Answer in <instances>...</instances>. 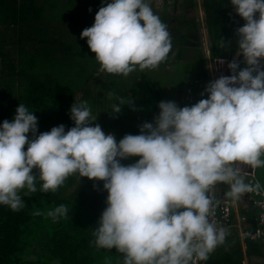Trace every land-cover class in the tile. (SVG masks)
<instances>
[{"label":"clouds","instance_id":"9594fccd","mask_svg":"<svg viewBox=\"0 0 264 264\" xmlns=\"http://www.w3.org/2000/svg\"><path fill=\"white\" fill-rule=\"evenodd\" d=\"M229 2L245 21L227 63L232 74L210 81L201 94L207 98L190 106L161 101L158 115L140 125L139 134L117 141L93 123L97 117L87 101L71 105L74 126L67 131L61 124L37 134V116L19 103L12 119L0 123V205L23 208L21 190L36 193L37 180L43 193L55 192L74 174L102 181L106 206L90 241L97 249L115 248L123 264L206 261L227 234L211 222L210 188L227 183V195L236 200L262 187L246 184L238 165L264 167V0ZM101 4L92 26L80 33L100 71L127 77L167 59L170 34L149 0ZM118 99L113 114L126 103ZM130 157L139 159L121 163ZM67 214L59 205L47 216L56 222Z\"/></svg>","mask_w":264,"mask_h":264},{"label":"trees","instance_id":"16d2710c","mask_svg":"<svg viewBox=\"0 0 264 264\" xmlns=\"http://www.w3.org/2000/svg\"><path fill=\"white\" fill-rule=\"evenodd\" d=\"M15 1V11L9 14L8 7L10 0H0V25L5 23L6 19H11L12 23L17 22L18 17L15 15L22 7L24 15L21 16L22 20H33L34 22L40 20L43 17V7L38 6L37 0H24L25 3L18 8L17 0ZM178 0H176L177 2ZM17 4V5H16ZM183 12L177 18V25L174 27H168L170 22L166 10L160 16L161 21L167 26V30L170 34L172 41V48L168 54L166 60L162 61L160 65L165 67L168 63L174 64L175 76L173 78L172 88L173 92L169 93V101L178 103L180 107L190 106L194 103H188L183 100V95L186 91L188 81L192 78L194 80H202L205 83V87L208 84V72L204 67L205 59L203 53L198 49H194L192 58L187 59L185 57V50L191 46L193 42V34L199 33V25L197 24V17L195 16L194 8L195 4L193 0H182ZM203 5L206 13V24L209 32V38L211 43V52L213 55L214 63L217 69V78L221 75H231V71L227 68V63L230 62L234 53L238 48L236 43L237 35L236 29L240 27L241 18L236 15L233 6H231L229 0H203ZM186 11H191L187 13ZM13 17L15 19H13ZM9 21V20H7ZM21 31V30H20ZM22 38V37H21ZM57 42V41H56ZM191 42V43H190ZM58 43V42H57ZM68 44L65 48L68 51L70 48ZM176 46V47H175ZM199 46V45H198ZM197 46V47H198ZM78 51H81L78 49ZM47 53V52H46ZM91 61H88V57ZM21 55H30L28 53ZM50 59L59 64L53 72L45 70L44 66H40V70L33 68L29 70V73L38 72L26 75L21 70V74L24 75V86L21 89L22 92L18 95V102L24 104L29 111L38 112L42 109H49L55 113L56 121L55 126L63 124L65 130L74 126V122L69 118L70 107L74 103H77V93L84 89L86 82L89 78H92L94 74H89L84 77V80L79 78H68V72L66 68L70 69L76 60L77 55L85 56L84 59L89 66H100V64L90 55L82 49L77 54L71 52L60 56H54L51 52ZM219 59H224L225 63L220 64ZM22 60V58H21ZM71 61L69 64L64 61ZM237 61H242V58L238 57ZM28 65V64H27ZM66 65V66H65ZM29 66V65H28ZM240 67L245 65L240 63ZM22 69V68H21ZM59 69V70H57ZM87 71L83 67V64L79 65V70ZM45 70V71H42ZM64 75V77H63ZM111 79H116V74H110ZM143 75V81H146L147 88L151 92V98L147 100H138L135 95L138 91L137 86H133L132 98L128 97V91L121 92L119 86L111 83V89L114 93V100L116 104L119 103V95L125 100V105H121V112L124 113L121 120H125L129 117L133 121L138 120L142 125L144 122H149L151 116L157 111L159 98L161 95V88L163 82L148 81L147 75ZM144 81V82H145ZM192 81V80H191ZM192 81V83H193ZM110 89V90H111ZM205 89V88H204ZM204 89H200L198 85L195 86V91L198 94ZM13 90V88H12ZM13 91H0V123L5 119H12L14 116L11 106ZM6 98L9 100L6 101ZM204 96H199L198 101ZM133 101V106L127 105ZM18 103V105H19ZM18 105L14 107H18ZM151 111V113H150ZM139 115H138V113ZM148 112L150 115L145 114ZM138 118V119H137ZM240 168V175L244 172H250L252 169L247 165H238ZM256 175L264 186V167L256 169ZM38 176V175H37ZM78 175L74 174L69 176L63 185H61L55 192L43 193L39 192L40 181L37 180L36 186L38 191L36 193H30L25 195L26 189L21 190V197L24 202V207L18 211L11 210L6 205H0V264H100L99 261H95L94 255L95 249L92 246L88 247L86 244L77 240L74 234H81L80 227L83 230V223L81 218L75 219V212H72V208L68 207V214L65 217L58 218L56 222H53L52 218L48 217L46 213L54 209L59 205H64L70 201V196H66V191L77 182ZM92 180L88 187L89 189L82 190L79 196H83V200H86L85 196L89 195L88 208L92 211L93 217L90 219L91 228L97 226L100 214L105 208V200L107 192L102 190V186L98 181ZM244 194V193H243ZM241 194V197H243ZM81 203V202H78ZM39 211L40 215L35 213ZM241 212L246 216L247 223L255 225L257 209L248 205L246 208H241ZM46 214V215H45ZM72 215L77 225H71L68 222V217ZM43 227H39L40 221ZM49 222H47V221ZM66 222V224H62ZM88 223V221H87ZM76 226V227H73ZM44 250L47 255L44 261L31 259L28 255L35 252ZM104 250V249H103ZM101 249L98 251L100 253ZM264 255V239L251 240L246 238L242 243L239 235H231L225 238L223 244L218 245L216 249L209 254L206 261L203 264H243L245 258L249 260V264H256ZM104 256V255H103ZM102 256V257H103Z\"/></svg>","mask_w":264,"mask_h":264},{"label":"rangeland","instance_id":"374dc122","mask_svg":"<svg viewBox=\"0 0 264 264\" xmlns=\"http://www.w3.org/2000/svg\"><path fill=\"white\" fill-rule=\"evenodd\" d=\"M22 4L25 3L24 0H17L18 8ZM165 0H161V3H159L160 8V16H161V10L162 5L164 4ZM200 0H198L199 2ZM44 0H37L38 6H44L43 5ZM15 5V1H11L8 3L10 6L9 14L15 11V7L13 8V5ZM170 6L169 11L166 13L169 23L168 27H174L179 26L177 25V18L181 13L184 11L182 5V1L179 2V0L176 2V0H171L169 2ZM16 4V5H17ZM60 6L56 7L52 11L48 13V15L52 16V20H57V22L63 25L60 26L59 29H54V27H51V22L46 21L42 18L40 20L34 22L33 20H22L21 16L24 15V12L22 10V7L19 11L15 13V15L18 17L19 20L17 22L11 21V19H6L5 23L3 25H0V91H4L6 93L7 91H13L14 94L12 95L11 103L16 106L18 105V95L21 91V89L24 86V75L21 74V70L26 75L32 74L35 72H38L37 70L35 72L29 73V70L33 68H37L40 70V66H44L45 70H49V72L55 71L56 67L59 66L58 63H56L54 60L50 59L51 52L54 56H60L63 54L68 53H75L81 52L82 49L86 50L88 46L83 43L79 36V40L77 41L78 46L76 45H70L71 47L68 48V51L66 49L61 50L62 42H66L71 36L67 35L66 32L70 33H76V26L78 23L83 24L85 19H88L90 15L95 17L96 12L98 11L99 7L102 6L101 0H68L67 3L64 5L61 1H59ZM88 6V7H86ZM82 8L83 12L81 13H88L85 15L80 14L78 11ZM85 9L87 11H85ZM89 9H91V12H89ZM187 13H190L191 11H186ZM195 16H197V10L194 8ZM65 16L64 19L59 20L60 17ZM198 17V16H197ZM69 18V19H67ZM78 18V19H75ZM13 19H15L13 17ZM197 19V18H196ZM9 20V21H7ZM78 21V22H77ZM94 21V19H93ZM93 21H87L88 23H92ZM46 22H49L48 28H45ZM206 22V20H205ZM203 23V26H202ZM201 23V26L199 24V20L197 19V24L199 25V33L193 34V42L191 43L190 47H187L185 50V57L187 59L192 58L194 49H198L203 53L205 63L204 67L206 71L208 72V79L209 82L212 81V79L217 78V69L216 65L214 63L213 55L211 53V43L209 35L207 34V27L204 23V21ZM73 24V28L71 26ZM71 26V27H69ZM21 30V31H20ZM45 30V31H44ZM206 31L205 35L202 31ZM22 37V38H21ZM58 43H55V42ZM61 44V45H60ZM199 45V46H198ZM198 46V47H197ZM176 47V46H175ZM81 50V51H78ZM20 51H22V54L28 53L30 55H21ZM237 51V50H236ZM236 51L234 53V56L236 54ZM47 52V53H46ZM95 55V53H93ZM85 56H79L77 55L76 60L74 61V64L71 65L72 67L70 69L66 68V71L68 72V78H79L84 80L83 76L94 74L99 70V67L97 66H89L86 63V60L84 59ZM86 57L88 55L86 54ZM22 58V60H21ZM238 57H236L237 59ZM88 61H91V58L88 57ZM69 64H72L71 61H64ZM29 66H28V65ZM83 64V67L87 69V71L79 70V65ZM66 66V65H65ZM174 64L168 63L165 67H159L158 69L154 70V76L162 79L163 81V87L161 88V93L163 94L160 98L161 101H169L167 98V94L170 92H173L174 89L172 88V81L175 76V68ZM22 68V69H21ZM42 70V71H45ZM59 70V69H57ZM137 70L130 73L127 77L123 76L127 82L125 83L126 86L131 87L134 76L137 75ZM149 72V69H148ZM103 75V72H99V74H96L92 77L89 84L84 86V89L80 91L77 94L76 101L77 103H80L82 101H87L88 105L91 109V113L93 116L97 117L96 121H94V124H99L102 128V130L108 134L112 133L116 136L117 141L121 139L126 134H139V128L140 125L138 123V120L133 121L131 117L121 120L124 113L120 112L119 114H113V106L115 105L114 100L111 98L110 93L111 90H108L106 86H102V80L101 77ZM64 77V75H63ZM194 78L190 79L188 81V85L192 83ZM192 80V81H191ZM116 85V83H114ZM203 85L205 86V83L203 82ZM119 86V85H117ZM146 86V85H145ZM13 88V90H12ZM120 88V87H119ZM127 90V87H123L121 89V92L125 93ZM148 88L141 87L139 85V91H138V98L142 99L144 97L140 96L141 93H147ZM151 92H149V95L147 96V99L151 98ZM146 99V100H147ZM6 101L9 100L6 98ZM178 106H180L178 103H176ZM11 106L13 114H15L16 107ZM34 115L38 118V132H46L50 131L52 127L55 126V113L52 112L49 109H42L38 112H34ZM138 119V118H137ZM153 119H151L149 122H152ZM66 131V130H65ZM31 138V134H29ZM26 147V146H25ZM139 157H130L126 160L121 161V163L127 165L134 163L136 160H138ZM33 173L38 175V170L33 169ZM88 183L86 177L80 178L79 175L77 177V182L75 185L71 186L66 191V196H70V201L65 203L64 206L71 207L73 210L72 212H75V210L78 212L76 214L75 212V219H78L79 217L82 220L83 223V230L80 227H77V229H80L81 234H74V236L77 238V240L81 243L86 244L88 247L92 246L93 243H90V241H94V237L92 235L93 229L91 228L90 219L93 217L92 211L89 210L88 201H89V195L90 193H87L85 198L86 200H83V196H79L78 193H80L82 190H88ZM93 184V183H91ZM228 191L230 190V186L227 184ZM244 195V194H243ZM241 198V195H240ZM81 202V203H78ZM47 214V213H46ZM45 214V215H46ZM73 216L70 215V218L68 217V222H70L71 225H77L75 223H72L74 219ZM47 221V220H45ZM88 221V223H87ZM49 222V221H47ZM41 224H44L43 220L40 221L39 227H42ZM62 224H66V222H62ZM76 227V226H73ZM43 228V227H42ZM95 249L94 255L96 256L95 261H99L100 264H123V256L122 254L117 253L116 249L113 248L111 250L107 249H101L100 253L98 251L100 249H97L95 245L92 247ZM104 255V256H103ZM31 259H37L44 261L47 257L45 254V251L42 250L40 252L31 253L28 255ZM103 256V257H102Z\"/></svg>","mask_w":264,"mask_h":264},{"label":"built area","instance_id":"2783aa9c","mask_svg":"<svg viewBox=\"0 0 264 264\" xmlns=\"http://www.w3.org/2000/svg\"><path fill=\"white\" fill-rule=\"evenodd\" d=\"M244 23L245 21L241 19L240 25L243 26ZM203 82L202 80H194L186 88L183 100L191 104L198 102V97L201 96L202 89L205 88ZM207 82L209 83V79ZM196 85L202 90L198 94L195 91ZM241 176L246 184L255 185L259 182L262 186L258 191L244 193V195H247L249 205L257 209L255 225L247 223L246 216L241 212L243 197L233 200L227 195V183L225 185H223V182L216 183L210 188L208 195L213 201L214 209L210 218L211 222L218 227H224L226 229V238L237 234L242 243H244L246 238L251 240L264 239V186L256 175V169H252L250 172H244ZM197 264H203V261H198ZM243 264H249V260L245 258ZM257 264H264V255Z\"/></svg>","mask_w":264,"mask_h":264},{"label":"crops","instance_id":"0c3cea01","mask_svg":"<svg viewBox=\"0 0 264 264\" xmlns=\"http://www.w3.org/2000/svg\"><path fill=\"white\" fill-rule=\"evenodd\" d=\"M59 1H61L62 3H64V5L67 3V1L68 0H44V2H43V19L44 20H46V21H49V22H51V27H54V29H59L60 28V26L62 27L63 25H61L60 24V26H59V23L57 22V20H52L51 18H52V16H50V15H48V13L50 12V11H52L53 9H55L56 7H59L60 6V4H59ZM171 0H165L164 1V4L162 5V10H161V15H162V13L166 10V13L169 11V8H170V6H168L170 3ZM180 1H182V0H179V2ZM149 2H150V6L152 7V10H153V12H154V14H156V15H158L159 17H160V8H159V3H161V0H149ZM188 2H189V0H188ZM193 2H194V4H195V8H196V10H197V19L199 20V24H200V26H201V23L204 21V23L206 24V22H205V20H206V13H205V8H204V5H203V0H200L199 2H198V0H193ZM168 4V5H167ZM41 6V5H40ZM86 7H88V6H86ZM101 7V6H100ZM85 11H87L86 9H85ZM80 14H82V15H85V14H88V13H81V12H83V10H82V8H80V10L78 11ZM65 18V16H62V17H60L59 18V20H61V19H64ZM67 19H69V18H67ZM75 19H78V18H75ZM93 19H94V17L92 16V15H90L89 17H88V19H85L84 20V22H83V24H80V23H78V25L76 26V30H77V32L76 33H70V32H66V34L67 35H70L71 37L68 39V40H66V42H62V46H64V47H66V46H68V44H75L76 46H78L79 47V45H78V43H77V41L79 40V36H80V33L82 32V30H84L85 28H87V27H91L92 26V24L94 23V21H93ZM93 21L92 23H88L87 21ZM49 22H46V25L47 26H44L45 28H48V24H49ZM78 22V21H77ZM71 26H72V28L74 27L73 26V24H71ZM71 26H69V27H71ZM202 26H203V23H202ZM206 27H207V25H206ZM45 31V30H44ZM203 32V34L205 35V30L204 31H202ZM207 34L209 35V32H208V28H207ZM82 41H83V43L84 44H86L87 45V43H86V38L85 39H81ZM55 43H57V42H55ZM61 45V44H60ZM88 46V45H87ZM84 50V49H83ZM84 51H86L89 55H90V57H92V58H94L95 59V55L90 51V49L89 48H87L86 50H84ZM212 53V52H211ZM171 64V63H170ZM99 67V70L96 72V73H94V75L93 76H95L96 74H99V72H103V71H100V66H98ZM159 67H161L162 68V66L161 65H159L157 68H155V69H149V72H148V69H145V70H139V69H137V75L136 76H134V80H133V83H132V86L131 87H129V86H126L125 85V83H127V85H128V82H127V80L123 77V75H117L116 74V76L117 77H115L116 79H111V75L110 74H108V73H106V72H103V75H102V77H101V79H103L102 80V86L104 87V86H106V88H108V90H110L111 89V83L113 82V84L114 83H116V85H119V87L121 88V89H123V87H127V90L126 91H128V97H131L132 96V94H133V90H132V87L133 86H137V88H138V91H139V85H141V87H146L147 88V84H146V81L144 82L143 81V79H142V77H143V75H141V74H144V75H147V78H148V81H150L151 83L152 82H154V81H161V82H163L162 81V79H160V78H158V77H156V76H154V70H156V69H158ZM163 69V68H162ZM91 79L92 78H89L88 80H87V82H86V85L87 84H89L90 83V81H91ZM213 80V79H212ZM146 85V86H145ZM125 91V92H126ZM138 91H137V93H136V95H135V97L138 99V100H146L147 99V96L149 95V91H147V93H141L140 94V96H142V97H144V98H142V99H139L138 98ZM79 93V92H78ZM77 93V94H78ZM108 93L110 94V96H111V98L114 100V93L113 92H111L110 93V91H108ZM171 93V92H170ZM118 97L119 98H121V95H120V93L118 92ZM162 93H161V95H160V98L162 97ZM168 95L169 94H167V98H168ZM132 98V97H131ZM160 98H159V103H160ZM169 100V99H168ZM114 102H115V100H114ZM158 103V104H159ZM115 104H116V102H115ZM138 113V112H137ZM150 113H151V111H150ZM158 113H159V108L157 107V111L151 116V114H149L148 112H145V114H146V116L147 115H150L151 116V118H149L150 120L151 119H154V117L155 116H157L158 115ZM138 115H139V113H138ZM138 123H139V121H138ZM140 124V123H139ZM90 181L91 180H89L88 178H87V182H89L90 183ZM93 182V184H94V181H92ZM89 183H88V185H89ZM98 183L100 184V186H103V182L102 181H98Z\"/></svg>","mask_w":264,"mask_h":264},{"label":"water","instance_id":"95a60500","mask_svg":"<svg viewBox=\"0 0 264 264\" xmlns=\"http://www.w3.org/2000/svg\"><path fill=\"white\" fill-rule=\"evenodd\" d=\"M223 185H225V183L223 182ZM249 205L248 203V198L247 195L243 196V200H242V208H246ZM257 264V263H256Z\"/></svg>","mask_w":264,"mask_h":264}]
</instances>
